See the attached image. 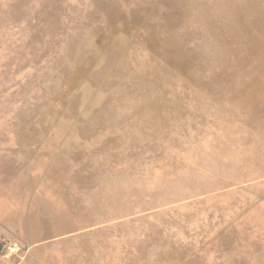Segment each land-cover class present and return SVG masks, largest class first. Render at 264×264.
<instances>
[{"label":"rangeland","instance_id":"obj_1","mask_svg":"<svg viewBox=\"0 0 264 264\" xmlns=\"http://www.w3.org/2000/svg\"><path fill=\"white\" fill-rule=\"evenodd\" d=\"M20 236L36 264H264V0H0Z\"/></svg>","mask_w":264,"mask_h":264},{"label":"crops","instance_id":"obj_2","mask_svg":"<svg viewBox=\"0 0 264 264\" xmlns=\"http://www.w3.org/2000/svg\"><path fill=\"white\" fill-rule=\"evenodd\" d=\"M21 238L22 237L20 236L19 238L11 239L17 241L21 246L20 253L18 255L1 253L0 264H36V254H38L39 251L44 250V248L47 249V251L49 250L47 245L37 244V242H27V247L24 248L25 242L22 241Z\"/></svg>","mask_w":264,"mask_h":264},{"label":"built area","instance_id":"obj_3","mask_svg":"<svg viewBox=\"0 0 264 264\" xmlns=\"http://www.w3.org/2000/svg\"><path fill=\"white\" fill-rule=\"evenodd\" d=\"M21 251V246L15 240L8 239L3 242L2 247L0 249L1 253H8L11 255H18Z\"/></svg>","mask_w":264,"mask_h":264}]
</instances>
